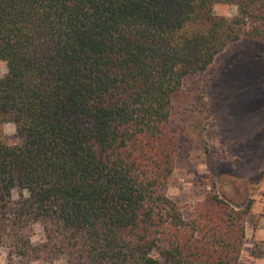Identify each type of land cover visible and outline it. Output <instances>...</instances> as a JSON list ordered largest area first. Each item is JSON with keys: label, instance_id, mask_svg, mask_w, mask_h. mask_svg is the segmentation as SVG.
I'll return each instance as SVG.
<instances>
[{"label": "trees", "instance_id": "obj_1", "mask_svg": "<svg viewBox=\"0 0 264 264\" xmlns=\"http://www.w3.org/2000/svg\"><path fill=\"white\" fill-rule=\"evenodd\" d=\"M244 38L264 44V0H0L6 264H239L251 206L186 215L167 190L173 97Z\"/></svg>", "mask_w": 264, "mask_h": 264}, {"label": "rangeland", "instance_id": "obj_2", "mask_svg": "<svg viewBox=\"0 0 264 264\" xmlns=\"http://www.w3.org/2000/svg\"><path fill=\"white\" fill-rule=\"evenodd\" d=\"M214 10L228 18L238 14L234 5L218 4ZM6 74L0 61V79ZM170 126L180 153L167 195L186 215L214 193L238 209L250 205L239 264H264V44L244 38L207 71L186 78L173 97ZM0 133L8 144L20 143L14 123L1 124ZM13 196L18 199V192ZM30 235L35 245L44 239L40 225ZM0 264H6L2 250Z\"/></svg>", "mask_w": 264, "mask_h": 264}]
</instances>
